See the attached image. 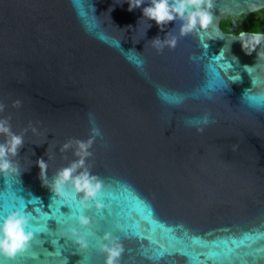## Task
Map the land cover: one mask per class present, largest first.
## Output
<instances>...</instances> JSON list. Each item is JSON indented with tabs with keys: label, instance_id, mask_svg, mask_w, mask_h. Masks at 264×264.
<instances>
[{
	"label": "water",
	"instance_id": "95a60500",
	"mask_svg": "<svg viewBox=\"0 0 264 264\" xmlns=\"http://www.w3.org/2000/svg\"><path fill=\"white\" fill-rule=\"evenodd\" d=\"M147 6L0 0V118H11L14 133L28 129L15 158L20 174H0V219L21 205L35 217L29 230L50 217L61 197L43 186L36 161L48 159L51 180L75 159L59 147L88 139L95 126L101 135L86 164L103 181L97 200L113 221L103 222L94 203L85 214L97 238L119 237L122 264H264V45L248 55L233 39L264 32L220 26L264 9V0H213L209 30L182 38L174 30L175 49L161 53L149 41L178 22L161 32L141 20ZM48 224L55 232L56 221ZM69 227H79L75 217L55 233L34 232L12 264H104L97 240L81 250Z\"/></svg>",
	"mask_w": 264,
	"mask_h": 264
},
{
	"label": "clouds",
	"instance_id": "9594fccd",
	"mask_svg": "<svg viewBox=\"0 0 264 264\" xmlns=\"http://www.w3.org/2000/svg\"><path fill=\"white\" fill-rule=\"evenodd\" d=\"M145 2L146 0H127L128 11L141 8ZM147 3L148 6L142 8L143 18L141 20L154 21L161 32H164L169 23L178 22V28L166 32L163 39L157 36L149 41L157 53H161L165 47L175 49L178 36L182 38L194 33L199 35L197 29L201 33L206 32L213 23V0H147ZM150 27L151 24L148 23L147 29ZM174 30H178V36L174 34ZM233 39L239 40L242 50L248 55L264 45V33L241 34L238 38ZM257 61H264V51L257 53ZM255 66L256 64L251 67ZM20 106L19 100L14 101L13 107ZM5 108L6 106L0 103V114L5 111ZM10 119V117L0 118V136L4 137L3 142H0V174L4 176L20 174L19 162L15 158L24 146V134L28 131V129H24L20 134L14 133ZM200 122L207 124V116L197 123ZM92 123L94 124V122ZM29 127L33 134L37 133V128L33 127L31 123ZM197 131L202 132L203 128L197 127ZM100 135L99 128L93 126L88 139H69L63 143L59 147V151L64 153L71 150L75 159L68 166L58 169L51 180L47 175L48 159H39L36 164L40 169L43 186L54 193L55 197L63 198L67 185H71L72 190L80 197L79 206L82 211L76 216V223L79 227H69L68 239L81 250H87L89 240L96 239L98 250L104 255V264H119L124 252L119 237L105 232L102 237L97 238L96 233L91 230L92 218L85 214L90 210L92 203L95 204L97 211L104 207L103 203L97 200L98 194L104 188L103 181L93 174L86 164V161L93 155L91 152L93 143ZM29 225L30 214L20 207L7 210L3 218L0 219V257L4 258L6 264H12L18 255L30 249L34 232L29 230ZM81 229L86 231H81Z\"/></svg>",
	"mask_w": 264,
	"mask_h": 264
},
{
	"label": "snow or ice",
	"instance_id": "6c2138e0",
	"mask_svg": "<svg viewBox=\"0 0 264 264\" xmlns=\"http://www.w3.org/2000/svg\"><path fill=\"white\" fill-rule=\"evenodd\" d=\"M215 60L218 59V57L216 56L214 58ZM234 59V58H233ZM224 67H228L229 69H231V64L228 62L226 65H223ZM79 200L80 197L72 190L71 185H67L65 187V196L63 198H60L59 200H56L55 203L52 204V215L49 216H43L42 219L38 222L39 226L33 228L31 231L33 232H41V233H47L49 234L51 233H55L57 231V229L62 225V224H69V222L76 216H77V212H79V214L81 213L82 209L79 206ZM104 207L103 209H101L100 211H97L95 208V204H94V208L97 211V213H101L100 215V219L103 222H112L113 221V213L109 212V208L107 207V205L105 203H103ZM61 206H67L70 209V212L65 214L64 212L61 211ZM20 208L24 209V206L21 205ZM93 208V203L90 206V210ZM89 210V211H90ZM88 211V212H89ZM153 215V214H152ZM30 219H35V217H31ZM50 220H55L56 224H57V229L55 232L50 231L49 229V224L48 222ZM44 221H47V223L45 224ZM114 229L119 230V231H123V232H129L126 228V226L120 224V223H114L113 224ZM69 229V228H68ZM86 231V230H84ZM133 236H138L140 235L138 232L136 231H132L130 232ZM248 238V237H246ZM262 239H264V234L261 235ZM91 240H89V250L93 249V244L91 243ZM240 243H243V241H240ZM168 254H172V253H168ZM163 255H165V252L162 250L160 252L157 253L156 257H154L155 259H159L162 258ZM65 264H67V261H65ZM78 264H82L81 261L78 262ZM119 264H122L121 261H119Z\"/></svg>",
	"mask_w": 264,
	"mask_h": 264
},
{
	"label": "rangeland",
	"instance_id": "374dc122",
	"mask_svg": "<svg viewBox=\"0 0 264 264\" xmlns=\"http://www.w3.org/2000/svg\"><path fill=\"white\" fill-rule=\"evenodd\" d=\"M264 14L260 11H255L249 15V17L252 18H259L263 16ZM244 21H245V16H239V17H225L222 19L221 24L224 27L225 30L229 32H235L239 28L244 27Z\"/></svg>",
	"mask_w": 264,
	"mask_h": 264
},
{
	"label": "trees",
	"instance_id": "16d2710c",
	"mask_svg": "<svg viewBox=\"0 0 264 264\" xmlns=\"http://www.w3.org/2000/svg\"><path fill=\"white\" fill-rule=\"evenodd\" d=\"M259 11L264 14V9H261ZM249 15H241V16H245V21H244L245 25L243 28H239L235 32L237 33L238 31H241V30L264 32V15L259 18H252V17H249Z\"/></svg>",
	"mask_w": 264,
	"mask_h": 264
},
{
	"label": "flooded vegetation",
	"instance_id": "af4514ba",
	"mask_svg": "<svg viewBox=\"0 0 264 264\" xmlns=\"http://www.w3.org/2000/svg\"><path fill=\"white\" fill-rule=\"evenodd\" d=\"M222 21V20H221ZM220 26H221V28L224 30V31H226L223 27H222V24H221V22H220ZM226 32H229V31H226ZM239 32V31H238ZM233 33H236V32H233Z\"/></svg>",
	"mask_w": 264,
	"mask_h": 264
}]
</instances>
